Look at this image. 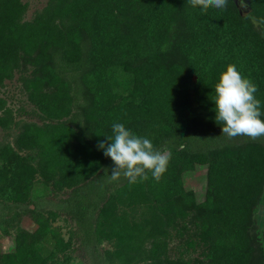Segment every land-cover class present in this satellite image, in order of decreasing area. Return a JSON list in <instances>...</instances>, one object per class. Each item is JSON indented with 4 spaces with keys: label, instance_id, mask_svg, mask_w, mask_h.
Wrapping results in <instances>:
<instances>
[{
    "label": "trees",
    "instance_id": "obj_1",
    "mask_svg": "<svg viewBox=\"0 0 264 264\" xmlns=\"http://www.w3.org/2000/svg\"><path fill=\"white\" fill-rule=\"evenodd\" d=\"M24 12L21 0H0V84L21 63L30 64L37 74L25 88L40 111L56 117L45 103L49 94L73 107L75 128L54 140L65 152L78 146L71 174L86 177L112 163L97 143L113 135L114 123L171 154L158 182L148 173L149 188L154 181L160 188L174 185L182 171L204 166L203 259L167 255L161 238L171 208L162 202L143 221L125 210L112 220L117 263L254 264L262 252L255 215L264 199V147L219 138L212 98L219 73L232 63L257 86L264 113V0H247L244 12L233 0L206 11L188 0H47L28 22ZM114 67L130 74L131 101L116 99ZM2 109L8 111L0 98ZM20 134V147L38 145ZM89 152L100 155L91 159ZM13 248L0 255V264L39 260L40 246L27 235L15 237Z\"/></svg>",
    "mask_w": 264,
    "mask_h": 264
},
{
    "label": "rangeland",
    "instance_id": "obj_2",
    "mask_svg": "<svg viewBox=\"0 0 264 264\" xmlns=\"http://www.w3.org/2000/svg\"><path fill=\"white\" fill-rule=\"evenodd\" d=\"M233 1L242 12L247 11V0ZM21 2L25 5L22 20L28 22L47 0ZM36 74L37 67L21 63L0 84V98L8 110H0V255L13 251L15 237L27 235L41 249L35 264H118L120 248L112 220L125 210L134 220L143 221L151 211L160 212L162 202H168L171 221L161 238L167 255L187 261L203 259L206 243L199 236L198 225L204 166L182 171L177 183L163 188L156 181L150 188L144 180L129 183L123 176L109 182L113 163L97 165L86 177H75L71 164L78 146L65 152L55 142L61 133L75 128L69 121L75 114L73 107L66 99L49 94L45 103L56 117L40 111L25 88ZM109 77L116 99L131 101L130 74L114 67ZM64 109L67 115L62 113ZM20 133L39 146L20 147ZM215 134L226 141H250L264 147V137L253 140ZM88 155L94 159L100 154ZM133 203L135 210L131 211ZM255 222L262 252L254 264H263L259 260L264 258V199L257 207Z\"/></svg>",
    "mask_w": 264,
    "mask_h": 264
},
{
    "label": "clouds",
    "instance_id": "obj_3",
    "mask_svg": "<svg viewBox=\"0 0 264 264\" xmlns=\"http://www.w3.org/2000/svg\"><path fill=\"white\" fill-rule=\"evenodd\" d=\"M202 11L210 7L224 8L227 0H188ZM257 86L243 76L235 64L229 63L219 73L214 85V119L221 125V132L230 138L238 136L258 139L264 137V119L261 102L255 93ZM113 135L107 141H99L97 148L110 157L109 182L118 181L122 176L129 183L147 180L148 173L157 182L166 172L171 154L156 148L148 136H140L125 127L123 123L112 125Z\"/></svg>",
    "mask_w": 264,
    "mask_h": 264
}]
</instances>
